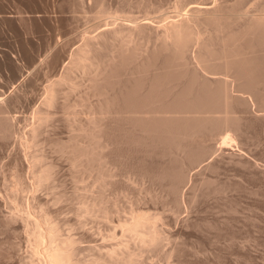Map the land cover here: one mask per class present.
<instances>
[{"label": "rangeland", "instance_id": "rangeland-1", "mask_svg": "<svg viewBox=\"0 0 264 264\" xmlns=\"http://www.w3.org/2000/svg\"><path fill=\"white\" fill-rule=\"evenodd\" d=\"M262 17L264 0H0V264L44 263L45 239L36 245L28 231L42 218L44 231L53 228L54 252H69L73 264H121L124 258L126 264H264ZM186 19L200 44L184 53L168 51L161 26ZM116 27L131 38L98 46L109 102L107 113L97 117L99 96L91 92L88 71L71 64L72 56L88 38L106 29L110 37ZM194 47L205 55L212 91L222 90L225 74L234 75L244 93L233 87V94L251 99L229 105L240 122L236 142L232 138L225 148L219 134L228 133V125L219 134L215 125L205 130L209 136L200 132L171 150V142L143 136L137 119L126 113L151 82L159 84L152 91L167 98L166 111L178 104L175 91L189 90L195 98L190 105H205L192 69ZM48 88L59 93L50 108L42 105ZM162 105L157 101L152 108ZM218 109L210 115L223 117ZM43 112L47 120L39 125ZM93 112L102 119L95 122L101 124L97 156L102 172L107 170L104 179L97 177L98 161L83 163L74 151L75 143L85 141L78 126L95 120ZM37 124L33 144L28 134ZM31 157L49 167L46 184L35 181ZM130 223L138 225V234ZM32 252L39 254L36 261Z\"/></svg>", "mask_w": 264, "mask_h": 264}, {"label": "bare ground", "instance_id": "bare-ground-1", "mask_svg": "<svg viewBox=\"0 0 264 264\" xmlns=\"http://www.w3.org/2000/svg\"><path fill=\"white\" fill-rule=\"evenodd\" d=\"M207 9V7H205ZM203 8V9H205ZM204 11H207V10H204ZM262 16V15H260ZM258 16V17H260ZM258 26L262 25L264 26V17L262 18H258ZM257 21V19H256ZM117 24V23H116ZM256 25V24H254ZM253 25V26H254ZM107 27V25H106ZM118 27V26H117ZM116 27V28H117ZM257 27V26H256ZM262 28V27H261ZM256 29V28H255ZM260 29V27H259ZM109 30V29H108ZM107 29L106 30H101L102 32L98 33L95 37L93 38H88L89 40H87V42L82 45V47L78 48L75 53L73 54L72 56V62L71 64H73L74 66L76 67H81L83 70L84 68L86 69V71H88L87 74H89L88 77H90V88H91V92L98 97V99H100V101L98 102V105H96L97 107V110H99V113H97V117H98V114L100 115H103L104 112L107 113V107H105V104H108L109 101H107V96L108 94L106 93L107 90H105L103 87H102V83L107 75V68L106 67H103L101 68L100 67V62H99V58H98V53L100 52L99 49H98V46L100 47V44L101 43H105V42H108L109 39H113V38H126V39H130L131 38V32L128 31L127 33L124 34V31L125 28H123L122 30V27L120 28H117L113 31H111V34L112 36L110 37H106V32L108 31ZM159 37H160V40L162 41L164 47L170 51V52H173V53H176V52H182L184 53L186 50H192V47L191 46H198L200 43H199V38L197 37V34L194 35V32L193 30L191 29L187 19L186 20H179L177 22H169L168 25H163L161 26V32L159 34ZM87 39V38H86ZM191 41V44L187 43L188 41ZM122 41V40H121ZM111 42V41H110ZM119 42V41H118ZM124 42V41H123ZM121 43V42H120ZM106 44V43H105ZM104 44V45H105ZM113 44V42H112ZM115 44V43H114ZM126 44V43H125ZM103 45V44H102ZM117 45V44H116ZM104 46H102L103 48ZM191 47V49L189 48ZM194 47L193 49V55L191 58H193L194 60V65L192 66L193 68V71L197 72L200 76V79L201 81L197 82L196 85L198 87V89L202 92L201 95H202V98L200 99L201 102H203L205 105H198V106H193V105H190L189 103L194 101L195 98H193L191 96V92L189 90H184L179 92V91H175V96L173 97H177V101L176 102L175 100H173L174 102L178 103L176 106L174 107H167L168 111L165 110V102L167 101L166 97L163 96V97H159L154 91H152V89L155 87V86H159L158 83L156 82H151L149 85H148V88H146V91L144 92H139L138 94V99L139 100V103L138 104H128L126 106V113H129L130 116L132 118H135L137 120H133L135 122V125L137 126V128H139L141 134L143 136H147L148 138L152 139L154 142L156 143H165V142H171L172 144L170 145V149L172 150V148H178L177 150H180L182 149V145L185 143V141L189 138H191L193 135L195 134H199L201 132V134H204V132L209 136L208 132H206L205 130H212V128L215 126V125H220V127L216 126L217 128L215 129L214 127V131L216 132L217 130V133H218V129H219V132L220 130L222 129V126L225 128L224 125H228L226 127H228L227 131L228 133L232 130H230V126H232V128L234 129L233 133L230 132L231 135H233L235 132H239L238 128H239V120H238V117H234L231 115V113L233 114V111H228V107L229 105H232L235 104V103H240V102H245L247 103L248 105V102L251 101L250 98H244L240 95H238L239 93L242 94L244 93L243 92V88L241 87V85H239L240 87L239 88H242V90H238L239 88L236 86V83L237 82H240L239 79L237 78L236 79V76L232 77V79H230L226 74L224 75V86L222 88V90H218V91H212L210 89V81L208 79L209 75H211V72L209 69L206 68V59H205V55H203V53H201V49L199 51L196 50V48ZM101 48V49H102ZM122 52H124V49L121 45V47L119 48ZM189 54V52H188ZM190 55V54H189ZM190 58V57H189ZM192 60V61H193ZM189 61V59H188ZM73 65H71V67H74ZM69 72V70H68ZM63 81V80H62ZM60 83V80L58 81ZM57 82V83H58ZM242 82V80H241ZM55 83V82H54ZM58 83V84H59ZM57 84V85H58ZM62 83H60L61 85ZM247 83H245L246 85ZM243 85V86H245ZM262 85L264 86V82L261 83L259 82V86L262 88ZM144 86V85H143ZM145 86H147L145 84ZM50 87V86H49ZM188 87H192V85H189ZM235 88L236 91L234 92H238L237 95L233 94L232 92V88ZM53 88V87H51ZM51 88H48L49 90H46L48 91V94L46 92V95L47 97H45V100L42 99V101H44V103L42 105L44 106H49L52 104L53 100H54V96L55 94H59L57 93V89L55 90L54 88V91L51 90ZM219 89V88H217ZM216 89V90H217ZM59 91V90H58ZM88 91V90H87ZM219 93V97H217V94ZM87 94V93H86ZM45 95V96H46ZM89 96V94H88ZM55 99H58V97ZM216 99H221V103L222 105L219 106V107H214L211 105L212 101L213 100H216ZM129 100V99H128ZM166 100V101H164ZM56 101V100H55ZM157 101H159L160 103H162L163 105L160 106L159 108L157 109H153L152 106L157 103ZM164 101V102H163ZM220 102V101H219ZM84 103V102H83ZM183 103H185L186 105H182ZM82 104V102H81ZM250 104V103H249ZM91 105V104H90ZM110 105V103H109ZM113 105V104H112ZM53 106V105H52ZM69 106V105H68ZM84 106V105H83ZM232 106L230 108H232ZM51 106H49L50 108ZM234 107V106H233ZM84 108V107H83ZM221 109V112L224 114L223 117H220V118H214L210 115V113L212 112V110L214 109ZM218 109V110H219ZM223 109V110H222ZM234 109V108H233ZM47 110V109H46ZM86 110V109H85ZM92 110H93V106H92ZM83 112V111H82ZM218 112V111H216ZM219 112V113H221ZM38 113V112H37ZM36 113V114H37ZM40 113V112H39ZM103 113V114H102ZM44 115L40 114V117L43 116V117H38L37 120H40V122L38 123L40 125L43 124L45 122L46 117H47V113L43 112ZM84 114V113H82ZM95 113L93 112L92 116L94 115ZM218 114V113H217ZM74 115V114H73ZM80 115V114H79ZM213 115V114H212ZM77 116V115H76ZM49 117V116H48ZM73 117V116H72ZM78 117V116H77ZM94 117V116H93ZM97 117H94L93 119L97 118ZM36 118V117H35ZM88 118V117H87ZM102 118V117H100ZM97 119L95 120H89L90 123L89 125L87 124L86 127H83L82 125L78 126L79 127V131L82 132L81 134V137L82 136H85V141H83L82 143H78L76 144L75 142H77L75 140V142H72L76 147L77 149H75L74 151H76V154H79V160L81 159V161L86 162V163H89V165L91 163H96L97 162V165L98 166L97 168L99 169V172L97 171V173L100 175H97V177L99 178H102L104 179V174L107 173V170L106 168L104 169L105 170V173L102 172V167L104 166V164H101L100 166V163H99V157L97 156V153L98 152H102V150H99V149H102V142L101 141V135L99 136V131H100V125L95 122ZM99 120H102V119H99ZM97 120V121H99ZM74 121V120H73ZM81 121V120H80ZM239 121V122H238ZM75 122V121H74ZM100 122V121H99ZM76 123V122H75ZM34 125V127L32 126L31 128V131H29L28 133V138H31V141H33V144H34V140L35 138L38 136L37 133V129L38 131L40 130V128H38V125ZM85 125V124H84ZM175 126V129L170 127V126ZM238 125V126H237ZM43 126V125H42ZM73 126V124H72ZM76 126V125H75ZM40 127V126H39ZM44 127H45V124H44ZM230 127V128H229ZM223 128V129H224ZM231 128V129H232ZM238 129V130H237ZM225 130V129H224ZM28 131V130H27ZM26 131V132H27ZM213 131V130H212ZM211 131V132H212ZM222 132V131H221ZM225 132V131H224ZM77 133V132H76ZM214 135H211V137H217V133L215 134L214 132H212ZM210 133V134H212ZM223 133V132H222ZM228 133H224V135H220L219 133V141H220V145L219 147H223L225 148V146L229 143V144H232L234 141H232L234 138V135L231 136L229 135ZM25 134V132H24ZM79 134V133H78ZM238 134V133H237ZM26 135V134H25ZM30 135V137H29ZM37 135V136H36ZM200 135V134H199ZM216 135V136H215ZM239 135V134H238ZM201 136H204V135H201ZM26 137V136H25ZM39 137V136H38ZM237 137V136H236ZM236 137L234 138V140L236 139ZM27 140V137L25 138ZM17 140V139H16ZM28 141V140H27ZM30 141V139H29ZM39 141V140H38ZM74 141V140H73ZM201 141V140H200ZM17 142V141H16ZM25 142V141H24ZM232 142V143H231ZM236 142V140H235ZM23 143V142H22ZM102 144V145H101ZM21 145V144H20ZM28 145V143H27ZM105 146V145H104ZM103 146V147H104ZM186 146V144H185ZM20 147V146H19ZM22 147V146H21ZM35 147V146H34ZM180 148V149H179ZM188 150H190L188 147H186ZM218 148V147H217ZM23 149V147H22ZM24 150V149H23ZM25 150H27V148H25ZM176 150V149H175ZM175 150H173L174 152H176ZM184 150V153H185V149L183 148ZM182 150V152H183ZM187 151V156H189L188 153H190V151L188 152ZM221 150V149H220ZM213 151V150H212ZM223 151V150H221ZM28 152V151H27ZM220 152V151H218ZM26 153V152H25ZM177 153V152H176ZM180 153V151L178 152ZM182 153V154H184ZM27 154V153H26ZM30 154V153H29ZM186 155V154H185ZM185 155L183 158H185ZM177 156H179V154H177ZM183 156V155H182ZM28 158V156H27ZM33 158V159H32ZM31 162L33 163L32 165V169H34V178H35V181L38 182V185H42V183L45 182L46 184V180L49 178V167H44V166H41L40 164H38L36 161L40 160L39 157L35 158V157H31ZM187 159V158H186ZM189 159V158H188ZM185 160V159H184ZM183 160V161H184ZM40 162H42L40 160ZM31 163V164H32ZM103 163V162H101ZM190 163V162H189ZM41 166V168L37 167V166ZM95 165V164H94ZM92 165V166H94ZM37 168H36V167ZM191 167V166H190ZM190 168H188V171H189ZM32 174V176H33ZM106 177V176H105ZM110 177V176H109ZM98 178V179H99ZM50 180V179H49ZM48 180V181H49ZM97 182V181H96ZM107 182V181H106ZM41 183V184H40ZM49 183V182H47ZM44 184V185H45ZM34 185V184H33ZM37 186V185H36ZM47 186V185H46ZM45 188V186H44ZM47 188V187H46ZM16 189H18L16 187ZM41 190V189H40ZM38 191V189H37ZM36 191V192H37ZM42 191V190H41ZM39 192V191H38ZM35 198V197H34ZM93 205V204H92ZM44 206V205H43ZM98 206V205H97ZM94 208V207H93ZM96 208V207H95ZM100 208V207H99ZM44 209H45V206H44ZM39 210H42L41 208ZM90 210V209H89ZM98 210V209H97ZM100 210V209H99ZM19 211V210H18ZM27 211V210H26ZM46 211V209H45ZM44 211V212H45ZM49 211V210H48ZM12 212V211H11ZM23 212V211H22ZM21 212V213H22ZM32 212V210H31ZM47 212V211H46ZM29 213V212H27ZM99 213V212H98ZM26 213L24 212V216ZM41 216H42V213H40ZM44 214V213H43ZM104 214V213H103ZM18 215V214H17ZM22 215V214H21ZM28 215V214H27ZM30 215V214H29ZM28 215V216H29ZM99 215V214H98ZM23 216V217H24ZM97 216V215H96ZM12 217V216H11ZM16 217V216H15ZM14 217V218H15ZM31 217V216H30ZM42 217H45V216H42ZM107 217V216H106ZM134 217V216H133ZM137 217H141V216H138ZM10 218V216H9ZM22 218V217H21ZM39 218V216H38ZM136 218V217H135ZM134 218V219H135ZM138 218H137V222L138 221ZM16 219V218H15ZM19 219V217H18ZM28 219V218H26ZM41 219V218H40ZM45 219V218H44ZM44 219L42 218L39 223H36L34 224H31L32 226L29 228V233L33 231V237H35L36 239L34 240L36 243L38 241V243L36 245H41L42 243V239H45V241L42 243V245H44L43 247V258L42 260L44 261L43 264H73L75 263L74 261L72 262V257L71 255L69 254V252H66V251H62V252H54V248L52 246V243L53 241L52 238V229L51 226L49 227H45L43 226L45 229V231L43 230V228L41 227V224L46 223L44 221ZM51 219V216L50 218ZM48 219V220H49ZM31 220V218H30ZM47 220V219H45ZM24 221V220H22ZM28 221V220H26ZM33 221V220H32ZM136 222V223H137ZM28 223V222H27ZM50 223V221H49ZM135 223V222H134ZM134 223H130L131 224V232H135L136 229H138V225L137 224H134ZM23 224V223H22ZM142 224V223H140ZM139 224V225H140ZM44 225V224H43ZM48 226V225H47ZM137 227V228H136ZM143 227V226H142ZM41 228L43 231H41ZM126 229H129L126 228ZM139 230H141V228H139ZM145 231V229H144ZM143 232V230H142ZM149 232V231H148ZM129 233V232H128ZM136 233V232H135ZM134 233V234H135ZM144 233V232H143ZM155 233V232H154ZM133 234V235H134ZM138 234V233H136ZM141 234V232H140ZM153 235V234H152ZM137 236V235H136ZM142 236V235H141ZM140 236V237H141ZM160 236V235H159ZM138 237V236H137ZM146 237V236H145ZM147 238V237H146ZM160 238V237H159ZM145 239V238H144ZM156 238L152 237L151 239H149V244L151 241H154ZM141 240V238H140ZM139 240V242H140ZM146 241V240H145ZM142 243V242H141ZM154 243V242H153ZM140 245V244H139ZM143 245V244H142ZM154 246V245H153ZM141 247V246H140ZM146 247V246H145ZM144 247V248H145ZM113 249V248H112ZM147 249H148V246H147ZM151 249V248H150ZM117 250V249H115ZM32 251V250H31ZM34 251V250H33ZM38 251V250H37ZM127 251V250H126ZM138 251V250H137ZM39 252V251H38ZM38 252H32V256L31 258H34L35 261L37 260L38 256ZM113 253V252H112ZM116 253V252H114ZM113 253V254H114ZM122 253V252H121ZM124 253V252H123ZM127 253V252H126ZM129 253V252H128ZM127 253V254H128ZM134 253V252H133ZM130 254V253H129ZM39 255V254H38ZM115 255V254H114ZM122 255V254H121ZM41 256V255H40ZM112 256V255H111ZM124 254L122 255V258H123ZM37 257V258H36ZM71 257V258H70ZM117 257V256H116ZM132 257V256H130ZM113 258V257H112ZM115 258V257H114ZM118 258V257H117ZM116 258V260H117ZM121 258V257H119ZM33 259V260H34ZM125 259V258H124ZM124 259H121L122 262H120L121 264H126L125 262L123 263ZM30 260V259H29ZM41 260V259H40ZM114 260V259H113ZM115 260V261H116ZM128 259H126L127 261ZM130 260V259H129ZM135 260V259H134ZM104 261V260H103ZM112 261V259H111ZM114 261V262H115ZM119 261V259H118ZM117 261V262H118ZM26 262V261H25ZM116 262V264H117ZM134 263V262H133ZM31 264V263H30ZM38 264V263H37ZM40 264V263H39Z\"/></svg>", "mask_w": 264, "mask_h": 264}]
</instances>
